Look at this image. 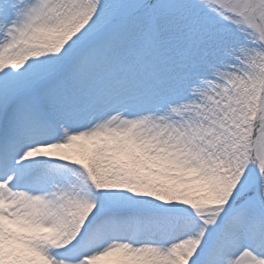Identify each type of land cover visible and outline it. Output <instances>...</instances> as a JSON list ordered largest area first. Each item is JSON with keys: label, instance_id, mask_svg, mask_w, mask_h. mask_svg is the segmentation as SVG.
I'll list each match as a JSON object with an SVG mask.
<instances>
[{"label": "snow or ice", "instance_id": "obj_1", "mask_svg": "<svg viewBox=\"0 0 264 264\" xmlns=\"http://www.w3.org/2000/svg\"><path fill=\"white\" fill-rule=\"evenodd\" d=\"M0 264H264V0H0Z\"/></svg>", "mask_w": 264, "mask_h": 264}]
</instances>
